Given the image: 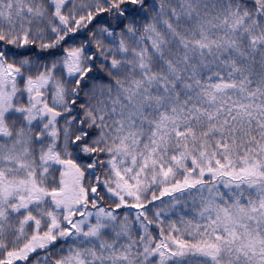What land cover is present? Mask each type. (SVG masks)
<instances>
[{
	"label": "snow or ice",
	"instance_id": "1",
	"mask_svg": "<svg viewBox=\"0 0 264 264\" xmlns=\"http://www.w3.org/2000/svg\"><path fill=\"white\" fill-rule=\"evenodd\" d=\"M0 264H264V0H0Z\"/></svg>",
	"mask_w": 264,
	"mask_h": 264
}]
</instances>
